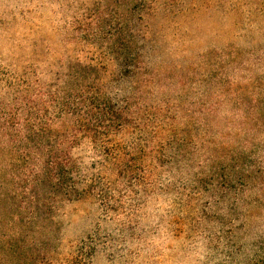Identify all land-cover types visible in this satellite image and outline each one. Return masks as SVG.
Returning a JSON list of instances; mask_svg holds the SVG:
<instances>
[{
	"label": "rangeland",
	"instance_id": "1",
	"mask_svg": "<svg viewBox=\"0 0 264 264\" xmlns=\"http://www.w3.org/2000/svg\"><path fill=\"white\" fill-rule=\"evenodd\" d=\"M80 65L159 117L146 183L63 202L51 243L28 225L10 246L21 226L2 154L0 264H264V0H0V113ZM74 152L96 159L88 139Z\"/></svg>",
	"mask_w": 264,
	"mask_h": 264
},
{
	"label": "trees",
	"instance_id": "2",
	"mask_svg": "<svg viewBox=\"0 0 264 264\" xmlns=\"http://www.w3.org/2000/svg\"><path fill=\"white\" fill-rule=\"evenodd\" d=\"M133 69L128 73L139 84L138 93L148 80L140 79L147 68ZM101 79L93 66L80 65L62 87L40 90L38 100L26 95L13 113H0V156H6L11 166L16 221L21 226L10 246L26 240L28 225L33 244L51 243L53 216L63 202L85 197L110 201L146 183L148 170L139 160L149 150V129L159 117L146 116L134 101L136 92L119 97ZM63 120L71 126L61 129ZM83 139L90 141L96 155L90 167L74 152ZM2 197L8 200L7 193ZM78 256L75 264H90L82 254Z\"/></svg>",
	"mask_w": 264,
	"mask_h": 264
}]
</instances>
